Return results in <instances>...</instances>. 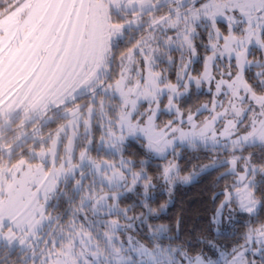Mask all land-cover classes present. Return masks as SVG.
<instances>
[{"label": "snow or ice", "instance_id": "6c2138e0", "mask_svg": "<svg viewBox=\"0 0 264 264\" xmlns=\"http://www.w3.org/2000/svg\"><path fill=\"white\" fill-rule=\"evenodd\" d=\"M0 264H264V0H0Z\"/></svg>", "mask_w": 264, "mask_h": 264}, {"label": "trees", "instance_id": "16d2710c", "mask_svg": "<svg viewBox=\"0 0 264 264\" xmlns=\"http://www.w3.org/2000/svg\"><path fill=\"white\" fill-rule=\"evenodd\" d=\"M207 189L211 191L212 186L210 185V188ZM154 199L153 207L159 208L162 204L166 205L164 210L151 220L154 225L165 224L176 233V225L179 221V232L176 234L181 240L190 239L194 245L197 237L209 235L207 227L214 210L208 211L207 192L201 184L184 188L181 186L174 187L171 196L158 188ZM240 222L242 221H238V223ZM232 240L233 234L229 232L226 234L225 242L231 243Z\"/></svg>", "mask_w": 264, "mask_h": 264}, {"label": "flooded vegetation", "instance_id": "af4514ba", "mask_svg": "<svg viewBox=\"0 0 264 264\" xmlns=\"http://www.w3.org/2000/svg\"><path fill=\"white\" fill-rule=\"evenodd\" d=\"M204 102H205V100H202V97L200 95L197 98V96L195 94L193 95L192 100H191V103L194 105H198V104L204 103ZM216 175L217 174L215 172L209 171L207 173L201 174L200 176L195 178L190 183H187V184L178 183L175 187L181 186L182 188H184V187H192V186H196V185L201 184L205 188V192H207L208 211H210L212 209L214 210L216 203H218L219 201L214 202L213 196H214V194H218L220 191V188L223 186V182H221V184L219 186H217L214 183ZM210 185L212 186L211 191L209 189H207V188H210ZM169 200H170V198H169Z\"/></svg>", "mask_w": 264, "mask_h": 264}, {"label": "rangeland", "instance_id": "374dc122", "mask_svg": "<svg viewBox=\"0 0 264 264\" xmlns=\"http://www.w3.org/2000/svg\"><path fill=\"white\" fill-rule=\"evenodd\" d=\"M194 67L198 68V67H199V64L194 65ZM199 95H200L201 97H204L205 102H207L208 99L210 98L209 95H208V93L206 92L205 89H201V92H200ZM166 118H167V117H163V119H166Z\"/></svg>", "mask_w": 264, "mask_h": 264}]
</instances>
